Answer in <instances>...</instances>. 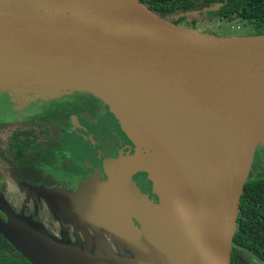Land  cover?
Masks as SVG:
<instances>
[{"label":"water","instance_id":"obj_1","mask_svg":"<svg viewBox=\"0 0 264 264\" xmlns=\"http://www.w3.org/2000/svg\"><path fill=\"white\" fill-rule=\"evenodd\" d=\"M2 72L15 76L0 80V91L6 93L19 86L32 88L33 76L46 74L70 81L49 79L55 88L98 97L122 113L146 150L152 148L161 172L168 170L172 179L163 175L161 190L171 200L166 201L169 207L157 210L137 203V191L123 186V175L116 178L115 164L107 166L108 180L101 184L117 194L124 190L136 202L137 208L129 205L138 223L130 244L141 257L139 264H229L242 189L254 149L264 145V113L256 112L248 126L251 102H264V35L198 32L158 16L140 0H0ZM205 107L225 110L229 149L220 165L197 138L183 133L200 168L207 170L195 175L186 151L159 120L173 128ZM197 178L213 190L210 196L207 190L202 194L201 203ZM176 182L189 194L188 201ZM89 193L80 187L78 195L61 194L88 200ZM178 197L180 207L172 201ZM168 209L172 219L164 213ZM0 236L29 264H104L83 255L74 263L60 260L1 219Z\"/></svg>","mask_w":264,"mask_h":264},{"label":"rangeland","instance_id":"obj_2","mask_svg":"<svg viewBox=\"0 0 264 264\" xmlns=\"http://www.w3.org/2000/svg\"><path fill=\"white\" fill-rule=\"evenodd\" d=\"M176 18L177 16L168 17L170 21ZM185 24V20L179 23L181 26ZM194 29L220 37L244 36L245 31L249 30L248 27L221 22L213 12L197 17ZM14 77L5 72L0 73V80ZM49 79L70 83L61 76H33L32 88L19 86L10 89L8 93L0 91V113L3 114L11 106L17 112L25 107L27 111L23 114H32L38 111L39 102L59 98L62 94L71 92L69 89L51 86ZM104 106L105 114L93 124L94 132L81 134L84 141L90 146L98 141L103 142L104 146L111 145L112 156L106 165L115 164L118 167L115 171L116 178L120 179L123 175L120 180L123 186L126 184L125 187L131 186L137 191L138 204L144 201L152 210H157L158 207L161 209L160 205L169 207L166 201L171 198H164L161 190V177L167 175L168 179L171 178L168 170L165 168L161 172V166L152 159V148L146 150L138 142L123 122L125 120L122 113L107 104ZM5 117L10 118L8 115ZM116 149L118 153L115 152ZM101 184H89L88 180L85 181L80 187L85 192H90L89 199L78 200L42 188L28 190L15 180L9 179L0 187V211L4 216L1 214V217L36 247L60 260L74 263L81 260L76 256L83 255L104 264H139L142 262L141 257L135 249H131L130 244L138 223L129 205L137 208L136 202L124 190L117 194L114 189L109 191ZM113 191L116 192L115 195L112 194ZM166 195L171 197L169 193ZM172 199L175 206L183 205L179 197ZM168 211L164 213L168 219H172L173 210Z\"/></svg>","mask_w":264,"mask_h":264},{"label":"trees","instance_id":"obj_3","mask_svg":"<svg viewBox=\"0 0 264 264\" xmlns=\"http://www.w3.org/2000/svg\"><path fill=\"white\" fill-rule=\"evenodd\" d=\"M140 2L162 18L177 16L173 21L177 25L185 20L186 24L183 27L188 28H194L195 19L208 13L205 11L206 8L216 6L213 13L221 22L249 28L244 36L264 35V0H140ZM81 92L89 95L95 102L104 104L98 97L85 91ZM84 97L76 95L72 96L73 99L68 97L67 100L50 101L39 116L34 118V121L31 120L29 126L16 130V133L12 132L6 142L0 140V146L4 144L3 161L15 178L37 184L39 179L44 177L38 175L41 164L51 163L52 160L54 162L58 160L66 170L75 168L72 161L63 156L70 148L62 129L68 125L67 118L70 113L82 112L93 102H87ZM74 99L78 101H73ZM56 154H59L61 159H56ZM104 169L107 170V165ZM44 178L47 179L49 176ZM51 191L69 195L80 194L78 189ZM235 223L237 230L232 236L229 264H251L250 256L256 260V264H264V177H253L251 172L248 173ZM234 245L238 246L237 249H234ZM0 264L29 263L0 236Z\"/></svg>","mask_w":264,"mask_h":264},{"label":"flooded vegetation","instance_id":"obj_4","mask_svg":"<svg viewBox=\"0 0 264 264\" xmlns=\"http://www.w3.org/2000/svg\"><path fill=\"white\" fill-rule=\"evenodd\" d=\"M76 95H82V97L85 96L84 99L87 100V102H93H91V104L86 107L87 109L83 110L82 112L70 113L67 118L68 125L62 129L67 146L70 148V151L68 153L64 152L63 156L67 159H70L75 168L72 170H66L62 167L58 160L56 162L52 160L51 163L41 164L42 166H40L41 168L38 174L41 177L48 175L49 178L45 179L43 177V179H39V183L37 184L26 183L23 180L15 178L12 175L10 168L3 161L5 158V153L2 151L4 148V144H2L0 146V187L3 186L4 182L8 181L9 179L15 180L20 186L26 187L28 190L42 188L48 191H51L52 189H60L65 191H76L77 189L80 190L81 183L83 181L87 182V180L88 183L107 182L108 175L104 168L107 160L111 159L112 156L111 145L104 146L103 142L100 143V141H98V143H94L90 146L81 136L82 133H86L85 135H87L90 133V131L94 132L93 124L100 118L102 114H105L106 107L99 101L95 102L84 92L71 91L62 94L59 98L39 102L38 111L32 114H23V112L27 111L25 107H22L17 112L14 111L15 109L13 110L11 106H8L9 110L3 112V114L0 113V140L6 142L8 141L9 136L12 135V132L16 133V130L25 129L27 126H29V124L32 122L31 120L34 121V118L39 116L42 109L46 108L50 101L67 100L68 97L73 99L72 96ZM73 101L78 100L74 99ZM80 107L83 108L82 105H80ZM7 115L10 118H6L5 116ZM71 117H73V120ZM115 152L118 153V150L116 149ZM56 157V159H61L59 154H56ZM249 172H251L253 177H264L263 145H259L254 149ZM22 184H26L27 186ZM137 185H139V183ZM1 214L2 212L0 211V219L6 222V220L1 217ZM236 230L237 224L235 223L234 233ZM237 247V245H234V249H237ZM249 259L251 264H256V260L252 256H250Z\"/></svg>","mask_w":264,"mask_h":264},{"label":"bare ground","instance_id":"obj_5","mask_svg":"<svg viewBox=\"0 0 264 264\" xmlns=\"http://www.w3.org/2000/svg\"><path fill=\"white\" fill-rule=\"evenodd\" d=\"M114 94H117L119 97H121L118 93H114ZM123 99L128 100L125 98ZM210 109L211 110L207 111V107L200 108L198 110V115L196 117L191 118L187 116L181 125L174 126L173 128L167 122L162 121L161 119L159 120L161 124L163 125V127L165 128V130H167L172 136H174V138L180 143L181 147L186 151L185 155H187L191 159L193 163L195 175L199 174L200 172H205L207 174V170L204 169V166H202L203 169L200 168L199 164L201 163L194 156V154L191 152V150L186 145L185 141L182 139L183 133L186 132L192 135L193 137L197 138L200 141L201 146L204 149L208 150L213 155V157L216 159V161L220 163V165H224L227 159L230 134H229V129H228V119H226V112L225 110L215 111L216 108H210ZM249 111L250 112L248 115V126H251L255 118V115H256L255 113L256 112L264 113V102L259 101V100L251 102ZM144 156H146V154ZM209 177H212V176L209 175ZM197 179H198V182H197L198 186H200L201 188V191L197 195V198L199 200V203H201L202 194L207 190L205 195L207 194L210 196L213 190L208 191V186L207 187L204 186V183H202L199 178ZM205 182H206V185L210 186V179H206ZM174 185L176 189L178 190V192L183 197V199L185 201H188L189 194H186L180 182H176ZM204 203H205V200L203 198L202 205L200 206V210H201L200 215L203 213ZM199 241H200V238L198 239V244H199ZM199 247H200V244H199Z\"/></svg>","mask_w":264,"mask_h":264}]
</instances>
